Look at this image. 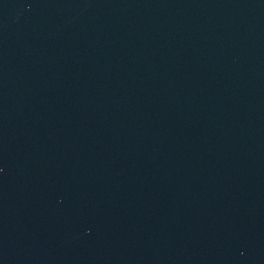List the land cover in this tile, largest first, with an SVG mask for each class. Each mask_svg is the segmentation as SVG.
I'll use <instances>...</instances> for the list:
<instances>
[{
  "label": "water",
  "instance_id": "95a60500",
  "mask_svg": "<svg viewBox=\"0 0 264 264\" xmlns=\"http://www.w3.org/2000/svg\"><path fill=\"white\" fill-rule=\"evenodd\" d=\"M0 264H264V0H0Z\"/></svg>",
  "mask_w": 264,
  "mask_h": 264
}]
</instances>
